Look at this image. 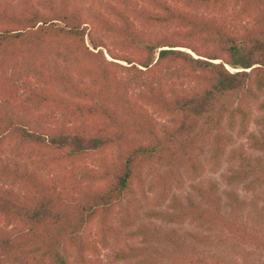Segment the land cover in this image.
<instances>
[{"label":"trees","instance_id":"obj_1","mask_svg":"<svg viewBox=\"0 0 264 264\" xmlns=\"http://www.w3.org/2000/svg\"><path fill=\"white\" fill-rule=\"evenodd\" d=\"M10 1L0 0V264H73L70 251L75 264H92L99 247L86 231L95 226L104 246L116 206L134 185L144 194L145 167L161 203L179 168L193 177L204 164L217 168L231 139L224 120L248 125L244 98L264 89V0H44L42 10ZM248 17L256 23L231 25ZM128 77L140 79L138 90ZM233 98L234 107L225 103ZM256 106L264 111V99ZM248 136L264 152V135ZM76 169L79 179L69 176ZM256 173L264 181L262 166ZM213 184L193 186L204 206L187 198L156 214L264 247L221 213ZM179 249L158 258L225 264Z\"/></svg>","mask_w":264,"mask_h":264},{"label":"rangeland","instance_id":"obj_2","mask_svg":"<svg viewBox=\"0 0 264 264\" xmlns=\"http://www.w3.org/2000/svg\"><path fill=\"white\" fill-rule=\"evenodd\" d=\"M43 1L11 0L10 2L16 7L30 4L35 10H42ZM49 1L61 2V0ZM186 4L193 10L206 12L200 2L191 1ZM255 23L256 21L248 17L242 21L231 22V25L246 26ZM162 76L168 81L180 83L176 71L164 70ZM127 80L131 83L133 92L138 90L140 79L128 77ZM182 84L186 85L188 82L184 81ZM263 99L264 89L255 91L252 97L244 98L251 112L250 121L245 129L240 128L239 124L227 125L225 120L223 121L231 139L219 158L217 168L213 170L208 164H204L203 169L195 177L187 176L185 171L179 168L177 184H172L165 201L156 204L155 193L147 189L151 175L145 167L142 170L145 180L144 194L142 195L134 185L135 190L127 196L129 198H124L116 206L113 216L116 232L106 236L104 246H100L97 241L95 226L86 231L88 239L99 247L97 254L92 256V264H173L174 259H160L158 256L162 252L178 256L180 244L188 252L207 261L220 260L225 264H264V247L244 243L226 229L209 228L190 221L171 222L156 214L159 211L171 213L173 208L169 207V204H185L187 198L204 206L205 202L197 195L193 186L198 183L207 186V182L211 181L214 183L221 213L227 217L236 216L250 232L264 239V181L258 180L256 173L258 167L264 168V152L253 148L248 136L250 132L259 137L264 135V124H257L255 121L256 117L264 115V111H260L256 106ZM226 102L231 107L237 103L234 98L226 99ZM206 148L207 146L200 155L202 161L206 156ZM9 156L12 157V154H8ZM88 164L95 165L91 160ZM28 166L30 169H38L35 156L28 159ZM157 169L160 172L164 171L162 166ZM38 172L44 174L45 169L40 168ZM62 174L61 172L58 175ZM54 175V173L49 174V176ZM82 175L80 169H76L69 176L79 179ZM129 199L132 203V217H126L122 212ZM69 253L71 261L75 264L74 252Z\"/></svg>","mask_w":264,"mask_h":264},{"label":"bare ground","instance_id":"obj_3","mask_svg":"<svg viewBox=\"0 0 264 264\" xmlns=\"http://www.w3.org/2000/svg\"><path fill=\"white\" fill-rule=\"evenodd\" d=\"M230 69H233V68H230Z\"/></svg>","mask_w":264,"mask_h":264}]
</instances>
